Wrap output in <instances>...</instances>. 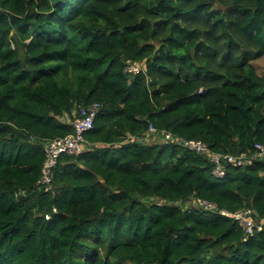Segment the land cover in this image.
<instances>
[{
    "label": "trees",
    "instance_id": "16d2710c",
    "mask_svg": "<svg viewBox=\"0 0 264 264\" xmlns=\"http://www.w3.org/2000/svg\"><path fill=\"white\" fill-rule=\"evenodd\" d=\"M262 57L264 0H0V264H264L232 215L264 220V158L218 178L178 142L264 145ZM94 102L47 189L45 145Z\"/></svg>",
    "mask_w": 264,
    "mask_h": 264
},
{
    "label": "built area",
    "instance_id": "2783aa9c",
    "mask_svg": "<svg viewBox=\"0 0 264 264\" xmlns=\"http://www.w3.org/2000/svg\"><path fill=\"white\" fill-rule=\"evenodd\" d=\"M128 71L138 72L139 68L133 64H130V66L128 67ZM99 108L100 103L98 102H94L91 105L83 107L81 109V117L77 118L74 121V132L65 137L53 139L47 142V144L45 145L47 159L43 168V176L39 180V183L45 184L47 189L50 188V184L52 181V167L56 165L59 156L64 153L78 155L83 151L85 143V133L93 128L94 120ZM149 132L155 135H160L165 140L172 139V136L169 132L158 130L152 125L149 128ZM178 142L188 147L190 150L196 152L197 154L209 155L211 158V162L214 165L213 173L218 178L225 177L227 171L225 164L245 166L252 164L255 158H264V145L260 143L256 144L257 152L253 156H248L245 153L236 155L229 153L212 152L207 143L200 139H179ZM46 169L49 170L48 174L46 173ZM198 203H200L201 206L207 209L217 210V205L213 202L199 199ZM221 212L227 216L231 215V213L228 211ZM253 214L254 212L252 209L239 210L232 214L239 222V224L244 227L250 235L254 234L256 230H264V220L258 222L257 220L259 219L254 218Z\"/></svg>",
    "mask_w": 264,
    "mask_h": 264
},
{
    "label": "rangeland",
    "instance_id": "374dc122",
    "mask_svg": "<svg viewBox=\"0 0 264 264\" xmlns=\"http://www.w3.org/2000/svg\"><path fill=\"white\" fill-rule=\"evenodd\" d=\"M254 63H255V66H256L258 72L261 73V74H263L264 73V57H262V58H260L258 60H255ZM154 136H155L154 137L155 138L154 141H158V140H156V136L158 137V139H160V137L158 135H155L154 134ZM149 137H153V136H149ZM145 143H147V142L145 141ZM46 173L47 174L49 173V170L48 169H46ZM181 205L184 208L189 207V206H193V205H195V206H198V205L201 206V204L198 203V201H196V200H190L187 203H182Z\"/></svg>",
    "mask_w": 264,
    "mask_h": 264
},
{
    "label": "crops",
    "instance_id": "0c3cea01",
    "mask_svg": "<svg viewBox=\"0 0 264 264\" xmlns=\"http://www.w3.org/2000/svg\"><path fill=\"white\" fill-rule=\"evenodd\" d=\"M149 136H153V137H149ZM149 136H147L145 139L154 142V139H155L154 137H155V136H154L153 134H150ZM155 142H158V141H155Z\"/></svg>",
    "mask_w": 264,
    "mask_h": 264
}]
</instances>
